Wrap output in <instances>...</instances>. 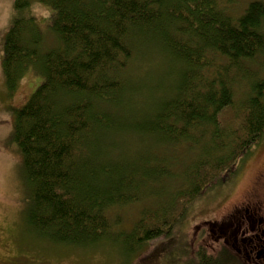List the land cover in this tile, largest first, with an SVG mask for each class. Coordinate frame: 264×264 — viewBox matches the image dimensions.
I'll use <instances>...</instances> for the list:
<instances>
[{"label":"trees","instance_id":"16d2710c","mask_svg":"<svg viewBox=\"0 0 264 264\" xmlns=\"http://www.w3.org/2000/svg\"><path fill=\"white\" fill-rule=\"evenodd\" d=\"M35 2L50 8L46 29L58 45L40 50L42 29L31 16L17 15L2 40L10 91L35 63L42 72L33 94L15 110L11 134L26 190V224L55 244L124 243L123 249L140 253L138 264L160 254L165 264H187L175 223L264 134V78L253 81L245 66L264 71V0H251L239 14L229 11L228 0H14L15 11ZM140 48L149 49L148 58L154 52L186 70L174 87L154 89L161 99L149 105L147 98L145 109L131 118L124 94L133 89L122 73ZM132 133L186 146L194 159L127 160L105 141ZM172 182L179 187L165 191L170 205L167 199L158 210L142 207L128 220L131 229L119 230L118 211L140 204L141 187ZM161 237L167 240L145 249ZM205 249L193 262L238 264L224 255L207 259Z\"/></svg>","mask_w":264,"mask_h":264},{"label":"rangeland","instance_id":"374dc122","mask_svg":"<svg viewBox=\"0 0 264 264\" xmlns=\"http://www.w3.org/2000/svg\"><path fill=\"white\" fill-rule=\"evenodd\" d=\"M228 1L232 3L229 11L239 14L251 0ZM224 2L226 0H223ZM11 3V19L8 27L0 29V264H133V262L138 264L137 256L140 253L136 254L129 249H123L122 245L124 243H120V247L111 242L88 248L55 244L48 239L37 236L26 224L24 217L25 208L28 204L26 190L22 183L20 157L12 144L11 134L14 112L22 107L30 95L33 94L41 82L42 72L38 63H35L34 67L28 69L26 75L18 82L16 89L10 91L2 74V40L11 21L19 15L18 17L23 19H27L25 18L27 16L35 17L37 24L42 29L44 38L40 50L46 51L54 48L58 45V42L50 29H46L50 17L49 13H51L49 7L35 2L31 4L28 10L18 14L14 8V0H11ZM218 7H222L221 3H218ZM148 51V48H143L142 51L140 48L137 51L138 54L140 53L139 57L135 59L137 56H134L128 64L129 67L122 73V79H125V85L128 86L127 89L129 91L133 89L132 94H124L125 98H128V101L131 102L129 109L131 112L128 114L131 118H137L141 114L145 109V103L149 102L150 105L154 102L157 98L154 89L165 90L174 87L179 79L178 74L180 75L181 72L184 73V70H186L181 64L160 59L161 57L154 52L148 58L146 53ZM245 66L248 67L246 71L254 75L253 81H260L264 78V71L257 65L246 64ZM232 88H235L234 85ZM240 91L242 94L246 91L244 85ZM237 95L234 92L235 99ZM161 97L158 96L157 100H160ZM94 105L97 104L94 103ZM118 113L114 111V114ZM128 115L122 117L130 119ZM105 141L112 146L111 150L115 155L124 156L127 160H134L141 156L158 162L177 157L180 159L186 157V159H190L189 161L194 159V156L187 153L186 146H167L163 143L164 141L159 142L133 133L110 136ZM177 171L178 168L175 167L174 172L177 173ZM263 172L264 134L259 143L243 156L239 163L233 166L231 172L226 173L220 183H215L218 186H211L204 192L205 194L202 197L194 199L180 215L179 222L175 223L173 234L177 237L180 245L187 246V251H185L187 264L188 262L189 264H203L204 261L193 262L199 252L197 247L200 245L207 246L204 251V256L207 259L213 258V255L215 260H219L224 255L228 258L227 260L232 259L238 262L237 255L232 253L233 250L229 246L232 245L231 243H228L226 251L220 254L225 246L224 242H217V231L214 234L208 232L207 223L218 225L234 207H240L241 205L248 208L257 207L259 200H262L261 194L264 189V182L259 188L260 192L257 199H249V195L254 189L258 176ZM177 187H179L177 182L167 183L163 188L154 185L149 191L143 190L144 187H141L138 193L142 197L137 194L142 199L140 204L135 203L118 211L119 218L122 219L119 230H130L132 225H130L131 222L127 225L128 220L136 219L142 207L152 211L158 210L159 206H164L167 203V199V204L170 205L169 199L171 197L166 199L165 194L170 192L172 194ZM198 227L200 228L199 231H197ZM232 230L236 235V228L231 227L228 232L231 234ZM199 233H203V235L197 240V245L192 247L190 236ZM237 234L239 235L240 232L238 231ZM201 239L204 240V243L199 242ZM165 240L167 239L161 237L159 240L147 244L145 249L152 251ZM187 240L188 243L185 242ZM165 262L166 259L164 260L162 254H160L145 264H165Z\"/></svg>","mask_w":264,"mask_h":264},{"label":"flooded vegetation","instance_id":"af4514ba","mask_svg":"<svg viewBox=\"0 0 264 264\" xmlns=\"http://www.w3.org/2000/svg\"><path fill=\"white\" fill-rule=\"evenodd\" d=\"M263 182L264 172L258 176L249 199H257L259 197V188ZM261 198L262 200H259L257 207L248 208L242 205L234 207L218 225H209L207 223L208 232H211V234H214L215 231L218 232V243L223 241L225 246L228 243L232 244L229 246L233 250L232 253L237 255L239 264H264V189ZM231 227L233 229L236 228V235L233 230L231 234L228 232ZM199 230L200 228L198 227L197 231ZM238 231L240 232L239 235L237 234ZM202 235L203 233H199L193 236L192 247L197 245V240ZM199 242L204 243V240L201 239ZM200 247L206 248L207 246L200 245L197 248Z\"/></svg>","mask_w":264,"mask_h":264},{"label":"clouds","instance_id":"9594fccd","mask_svg":"<svg viewBox=\"0 0 264 264\" xmlns=\"http://www.w3.org/2000/svg\"><path fill=\"white\" fill-rule=\"evenodd\" d=\"M11 8V0H0V29H6L8 27L11 19Z\"/></svg>","mask_w":264,"mask_h":264}]
</instances>
